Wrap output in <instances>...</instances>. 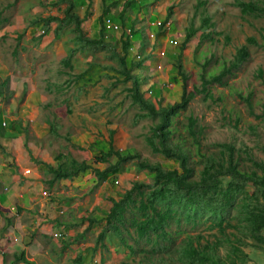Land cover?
Here are the masks:
<instances>
[{"label": "rangeland", "instance_id": "1", "mask_svg": "<svg viewBox=\"0 0 264 264\" xmlns=\"http://www.w3.org/2000/svg\"><path fill=\"white\" fill-rule=\"evenodd\" d=\"M56 1L0 0V264H27L19 258L22 253L33 264H73L77 254L83 264H136L143 256L139 249H149V243L136 241L130 229L128 242L137 248L132 254L113 230H105L106 216L112 200L122 199L134 182L152 184L153 173L138 169L135 158L102 179L91 168L74 178L57 179L50 186L53 174L48 166L57 167L67 157L87 160L99 170L115 164V154L99 159L109 150L110 132L115 130V147L123 154L137 153L139 160L179 169L176 161L154 154L147 145L145 137L158 118L136 119L140 110L126 90L131 81H124L119 72L121 35L128 34L133 22L143 35L131 38L127 66L142 62L131 72L140 80L144 97L160 107L181 100L178 58L186 75L185 91L189 92L201 87L199 74L208 77L220 72L235 59L237 49L247 44L245 61L227 74L223 83L208 86L211 97L196 94L173 118V141H181L187 149L194 178L203 166L201 154L220 157L222 144L233 146L241 169L250 170L252 160L264 161V16L242 17L236 0H74L79 18L84 17L82 31L90 38L99 35L98 19L106 16L105 6L115 2L107 15L116 18L123 3L132 2L125 14L126 29L106 30L101 47H80L71 24L61 30L55 42L47 43L49 36L45 40L46 45H64L62 53L51 59L39 57L32 45L45 44L32 28L44 25L48 17L64 16L66 4ZM242 1L264 4V0ZM169 8L173 14L163 27L150 26L156 20L164 22ZM206 16L221 35L199 41L202 34L212 32L201 27ZM11 26L22 28L13 32ZM55 26L52 23L47 28V35ZM189 27L196 33L179 53ZM18 34H23V39L15 54ZM251 37L255 44L247 41ZM74 48L77 52L65 66L58 57L67 56ZM162 50L164 56L160 57ZM35 76L41 81L32 91ZM188 117L195 120L194 139L186 130ZM26 168L31 172L24 173ZM248 190L252 193L254 188ZM236 221L224 223L225 233L221 234L206 213L193 222L181 216L178 222H170L168 230L175 244L191 235L201 244L219 242L217 251L222 258L235 245L247 254L238 264H264V245L238 231Z\"/></svg>", "mask_w": 264, "mask_h": 264}, {"label": "trees", "instance_id": "2", "mask_svg": "<svg viewBox=\"0 0 264 264\" xmlns=\"http://www.w3.org/2000/svg\"><path fill=\"white\" fill-rule=\"evenodd\" d=\"M114 3H110L103 9L105 17L110 16L107 14H110L111 5ZM55 4H66L64 16L62 18L48 17L44 21L46 27L51 22H56L55 34L59 36L65 26L73 24L72 31L75 33V43L79 44L80 47H101L104 45L105 17L98 19V37H86L82 31L84 18H79L75 2L73 0H57ZM201 4L204 5V2ZM234 4L240 9L242 17L264 16V4L259 1L236 0ZM131 6L132 2L126 1L119 12L117 19L122 27L126 26L125 14ZM172 14L173 10L169 8L161 27L171 18ZM201 21V27L212 30V32L202 34L199 41L204 38H211L212 34L221 35V33L214 31L215 24L212 23L209 16L202 18ZM135 26V22H133L128 34L122 33L121 35L122 51L121 55H117L119 72L124 81H131V85L126 90L132 104L138 106L140 110L135 115L136 119L148 116L158 118V121L150 128V134L145 137L147 145L154 154L176 161L180 170L165 168L159 162L139 160L137 153L123 154L115 147V130H111L109 150L103 152L99 159L104 160L115 154L117 157L115 164H110L105 169L99 170L93 168L87 160L78 161L75 158L67 157L57 167L48 166L49 171L53 174L51 186L57 179L74 178L79 173L91 168L96 177L102 179L107 172L118 168L128 160L136 158L134 162L138 169L153 173V182L152 184L134 182L122 199L112 200V207L109 215L106 216L105 228V230H113L119 237L121 244L127 247L132 254L136 253L137 248L128 242V236H132L130 229L135 234L136 241L144 239L149 243V249H139L143 256L136 264H177V262L180 264H238V261L243 262L247 254L235 245L231 246L232 250L226 255V258H222L217 251L219 242L201 244L197 239L194 241V236L187 235L182 242L175 244L168 226L171 221L178 222L181 216L187 222H193L197 216L206 213L211 225L217 226L220 233L224 234V223L231 225V220L236 218L235 228L238 231L251 237L258 245H264V236L262 235L264 232V161L252 160L253 166L250 170L241 169L240 163L234 155L233 146L222 144L223 150L220 157L201 154L203 166L198 172V177L194 178V169L190 164L187 149L181 141H173V118L186 109L196 94H203L205 98L211 97L208 86L211 83H223L226 75L245 61L249 55L247 44H243L237 49L235 59L220 72L208 77L203 72L199 74L201 87H193L192 91L189 92L185 91L186 75L182 71L178 58L176 68L181 78V100L166 107H160L144 97L140 88V80L131 72L134 66L139 67L142 62L127 66L126 59L131 47V38L139 33L143 35V31L135 29ZM195 33L196 29L192 27L186 29L184 38L179 45V53ZM20 40L21 35L19 36V43ZM247 41L256 43V39L252 37L248 38ZM141 44H144L143 37H141ZM76 52L77 48L69 50L68 55L63 60L65 66L70 65ZM205 65L206 62L202 65V70ZM261 74L262 71H260ZM186 130L194 139L195 120L191 117L187 118ZM62 156L59 155L58 157L61 158ZM249 187L254 188L252 193H249ZM231 211H235L232 216H230ZM105 230L99 233L98 241L102 240ZM195 237L198 238L199 236ZM236 239L241 242L238 237ZM158 253L163 254L156 255ZM19 258L27 264H33L24 257L23 253ZM73 264H83L81 254L74 257Z\"/></svg>", "mask_w": 264, "mask_h": 264}, {"label": "crops", "instance_id": "3", "mask_svg": "<svg viewBox=\"0 0 264 264\" xmlns=\"http://www.w3.org/2000/svg\"><path fill=\"white\" fill-rule=\"evenodd\" d=\"M74 1V0H73ZM76 4V3H75ZM85 16V15H84ZM118 17V16H117ZM117 17L115 18L114 16H112V18H111V16H109V17H105V18H111L112 19V21H113V23L114 24H116V25H118L120 28L122 27V24H120V23H118V19H117ZM82 18H84V17H82ZM154 22V21H153ZM156 22H157V20H156ZM52 23H56V22H51L50 24H49V26L52 24ZM125 24H126V21H125ZM45 25V24H44ZM44 25H35L36 27H33L32 28V33L35 35V36H38V37H41L42 39L41 40H39V41H42L43 42V44H45V45H32L33 46V48L35 49V50H37L38 52H39V57H45V58H52V57H54V54L55 55H57L58 56V54H60V53H62L60 50L62 49V47L64 46V45H46V37H48L49 36V38L47 39V43H51V42H55L54 40H58L59 39V37H60V35L59 36H57L56 34H55V29H56V27H57V23H56V26L55 27H53L52 28V31H51V33H48V35H47V28L49 27H44ZM169 25V24H168ZM46 26V25H45ZM11 28H12V31L14 32V30H20V29H15V28H22L21 26H18V27H14V26H11ZM36 28H38L40 31H45L46 32V34L45 35H42V34H40V33H37L36 32ZM50 28V27H49ZM125 28V27H124ZM126 29V28H125ZM94 32V31H93ZM39 34V35H38ZM21 35V40H20V43H21V41H22V39H23V34H18L17 35V49H15V51H14V53L15 54H18V46H20L19 44V36ZM2 36V27L0 28V37ZM151 36H152V34H151ZM92 38H94V37H92ZM132 40V39H131ZM121 43V42H120ZM163 51V50H162ZM159 55V54H158ZM58 58H60L59 60L61 61V62H63V60L66 58V55H63V56H60V57H58ZM40 81H41V79L40 78H38L37 76H35V78H34V80H33V82H31L32 83V85H31V87H32V91H35L36 90V87H37V84H35V83H40ZM30 81L29 80H27L26 79V83L28 84V85H30V83H29ZM25 83V82H24ZM15 88H17V87H15ZM40 96L41 97H44L45 96V94H40ZM27 169V168H26ZM28 169H30V168H28ZM31 170V169H30ZM51 186V185H50Z\"/></svg>", "mask_w": 264, "mask_h": 264}, {"label": "built area", "instance_id": "4", "mask_svg": "<svg viewBox=\"0 0 264 264\" xmlns=\"http://www.w3.org/2000/svg\"><path fill=\"white\" fill-rule=\"evenodd\" d=\"M104 25H105L106 30L116 31V30L119 29V26L116 25V24H114L111 18H105V19H104ZM150 26H156V27L158 26V27H160V26H161V22H160V21H157V22H156V21L151 22V23H150ZM35 30H36L37 33H40V34H42V35H45V34H46V32H45L44 30H43V31H40L38 28H36ZM170 42H171V41H170ZM159 56H160V57H163V56H164V52H163V51L160 52V53H159ZM158 68L161 69V65H159ZM29 172H31L30 169H25V172H24V173H29ZM44 194H45V195H48L46 192H45ZM54 236H55V237H59V234L56 233V234H54Z\"/></svg>", "mask_w": 264, "mask_h": 264}]
</instances>
